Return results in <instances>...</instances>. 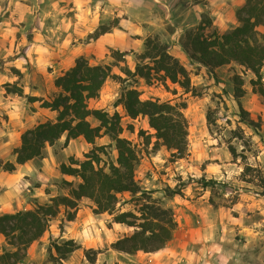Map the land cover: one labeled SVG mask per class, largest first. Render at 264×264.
Masks as SVG:
<instances>
[{
	"label": "rangeland",
	"instance_id": "1",
	"mask_svg": "<svg viewBox=\"0 0 264 264\" xmlns=\"http://www.w3.org/2000/svg\"><path fill=\"white\" fill-rule=\"evenodd\" d=\"M73 2L0 0V162H15L14 150L20 147L26 130L56 120L57 112L42 108L40 100L30 101L28 97L51 101L60 93L55 80L80 58L72 60L65 54L60 56L61 51H67L62 44L70 45L58 38L61 20L68 23L66 17L70 19L73 14L70 9ZM151 2L144 0L147 6H152ZM161 2L166 7L155 9L160 19L151 25L148 35L138 37L141 40L131 37L123 51L110 47L82 57L90 65L110 67L111 75L99 98L91 100L89 107L101 109L109 116L118 114L122 128L120 137L128 140L139 156L135 179L142 192L136 196L119 195L114 213L133 212L140 216V210L148 201L170 208L177 223L172 239L153 253L117 252L111 245L131 235L134 229L116 223L115 214H95V204L83 198L78 212L81 211L86 226L81 229L86 230L82 234L84 244L78 240L80 248L66 259L52 247L54 243L74 240L65 233L76 234L81 228L71 227L62 210L35 244L38 247L32 257L34 263L30 264H184L190 251H195L203 264H264V98L253 89L252 80H257V76L237 62L208 70L190 59L182 48L187 34L204 20L211 22L207 30L218 34L238 27V13L247 0L220 11L210 8L205 0ZM60 5L65 7L63 12ZM112 16L87 40L117 27L118 19ZM260 30L263 32L264 28ZM149 37L165 44L170 54L187 68L190 91L171 82L149 85L144 79L124 73L127 69L135 71ZM261 77L264 86V67ZM238 78L245 91L240 98L234 91ZM12 87L21 88L23 95L10 93L8 88ZM132 88L141 93L142 100L185 104L182 111L188 122V145L182 157L158 141L148 118L132 119L127 115L120 99ZM240 104L258 127L241 121ZM90 121L98 124L93 119ZM148 137L151 138L149 144ZM100 146H105L104 152L98 151L100 165L108 170L118 157L115 142L108 135L96 139L94 144L87 143L83 137L67 141L64 135L53 146L48 145L43 157L29 163L27 166L31 169L26 167L31 174L27 177L29 185L23 179L19 182H23L19 191L24 200L16 201L5 213L34 209L49 203L52 197L67 195L69 187L64 182L76 187L81 179L63 174L61 165L70 166L71 160L84 161L92 149ZM52 155L55 159L49 163L46 158ZM248 165L256 169L243 178ZM34 167L46 176L44 184L37 181ZM4 172L8 171L0 168L3 179L7 176ZM204 179L217 183L203 187ZM34 187L39 188V195H34ZM169 190L179 194H171ZM1 244V253L12 250L6 239ZM87 250L94 251L90 253L94 262L86 256Z\"/></svg>",
	"mask_w": 264,
	"mask_h": 264
},
{
	"label": "trees",
	"instance_id": "2",
	"mask_svg": "<svg viewBox=\"0 0 264 264\" xmlns=\"http://www.w3.org/2000/svg\"><path fill=\"white\" fill-rule=\"evenodd\" d=\"M240 25L225 34L209 32L211 22L204 20L201 25L189 32L182 48L190 59L212 70L217 67L237 62L254 72L257 80H252L253 89L264 98V86L261 83V69L264 67V0H247L238 13ZM140 63L135 71L125 70L127 76L144 79L147 84L167 82L179 85L185 91L191 89V79L187 68L172 54L168 47L157 38L149 37L145 42V50L139 55ZM111 75L109 66L90 65L80 57L75 65L55 80V86L60 93L51 101L37 97H28L30 101L40 100L41 107L57 112L54 122L41 123L26 130L21 136L20 147L14 150L15 162H0V168L8 172L16 170L17 165L43 157L46 147L53 146L64 135L66 140L83 137L89 144L96 139L108 135L118 152L116 164H111L108 170L100 165L98 151L104 152L105 146L95 147L84 161L71 160L70 166L61 165L63 174L72 175L81 182L76 187L71 182H64L69 187L67 195L52 197L50 202L37 205L36 208L8 212L0 215V234L12 250L0 253V264H19L27 257L30 246L38 241L49 229L51 221L64 211L68 222L77 217L78 205L83 198L90 199L95 208V214H115L119 195L136 196L142 190L135 179V170L139 161L138 152L131 143L120 137L122 128L118 114L109 116L101 109H91L89 102L99 98L101 90ZM243 82L238 78L235 86V96L244 95ZM8 91L23 95L21 88L12 87ZM120 103L127 115L132 119L148 118L155 136L167 148L175 150L182 157L187 151L188 122L182 106L161 102L157 99L142 100L137 89L126 90ZM241 121L258 127L249 113L240 104ZM90 119L98 122L93 125ZM147 144L151 138L148 137ZM73 165H76L74 167ZM256 168L246 166L243 178L249 176ZM217 182L203 180V187H211ZM264 183V178H263ZM171 194H179L169 190ZM144 195V193L142 194ZM140 216L133 212H121L114 216L116 223L127 225L134 229L131 235L125 236L111 247L113 250L129 255L138 252L153 253L163 249L172 239L177 226L170 208H163L155 202L148 201L140 210ZM62 229V227H61ZM56 253L66 259L80 248L74 240H66L61 244L54 243ZM86 256L91 262L90 253Z\"/></svg>",
	"mask_w": 264,
	"mask_h": 264
},
{
	"label": "crops",
	"instance_id": "3",
	"mask_svg": "<svg viewBox=\"0 0 264 264\" xmlns=\"http://www.w3.org/2000/svg\"><path fill=\"white\" fill-rule=\"evenodd\" d=\"M73 1V5L70 7L73 14L70 19L66 17L68 23L63 22L65 19L61 20L62 24L59 31L60 35H58V38L62 41L70 42V45L62 44L61 47H67V51H61L60 56L62 57L63 54H65L67 58H72V60H75L76 57L89 56L90 53L96 54L97 52L105 51L110 47L123 51L124 46L128 44L129 38L131 40V37L138 38L139 36H145L150 33L151 25L153 23H157V21L160 19V15L156 14L155 9H162L164 6L166 7V5L161 2V0H152V6H147L144 3V0ZM205 1L210 5V8L219 11L228 10L231 7L239 6L242 2H244V0ZM60 8L62 12L65 9L63 5H60ZM109 16H112L114 19H118L117 27L113 28L112 31H105L99 36L91 37L89 40H87L89 35L94 34L99 26L106 23ZM137 40L141 39L138 38ZM54 159L55 158L53 155L46 158L49 163L54 161ZM33 161L35 160L29 161L23 165H17L16 170L13 172H4L7 175L4 179L0 177V215L10 209L16 201L24 200V196L19 191L21 185H23V182H19L21 179H23L27 182V185H29V179H27V177H29L31 174H29L26 167L31 169V167L27 165L29 163H33ZM32 169L38 173L37 181L44 184V179L46 177L44 173L37 170L35 167ZM7 178L9 180H7ZM33 190L34 195L40 194L38 187H34ZM26 209L27 208L24 210ZM68 223L71 227L74 226L75 228L78 225V227L81 226V228L77 229L76 234L65 233V235L71 239H74V241L77 243L79 240L81 241V244H84L82 241L84 240L82 234L86 230L81 229L85 228L86 226L85 221L81 217V211L77 212V217L74 221ZM4 240L5 237L0 234V253L2 250L1 243ZM36 243H39V241H36L31 245L28 256L23 262L19 264H30L31 262L34 263L32 257H34L36 248L38 247L37 245L35 246ZM80 243H78V245H80ZM31 248L33 249L31 250ZM189 256V259L186 260L184 264H203L204 262L198 257V254L195 251H190Z\"/></svg>",
	"mask_w": 264,
	"mask_h": 264
}]
</instances>
